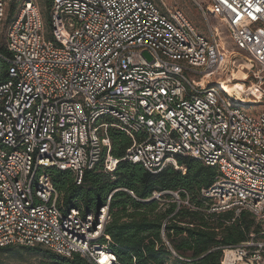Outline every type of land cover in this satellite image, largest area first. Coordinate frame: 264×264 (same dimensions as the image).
<instances>
[{"label":"built area","instance_id":"built-area-1","mask_svg":"<svg viewBox=\"0 0 264 264\" xmlns=\"http://www.w3.org/2000/svg\"><path fill=\"white\" fill-rule=\"evenodd\" d=\"M14 1L0 0V41L8 26L0 43V248L42 246L119 264L105 234L110 196L94 211H62L48 170L70 172L76 185L99 165L112 176L122 160L153 175L169 166L184 173L177 156L216 170L200 191L205 205L191 206L184 191L154 192L145 202L246 212L264 238V111L250 110L264 103V0L197 3L244 55L224 51L217 28L204 36L163 0H48L47 30L32 0L18 2L5 24ZM232 72L244 74L232 81L242 84L239 96L217 84ZM111 128L131 141L122 159L111 155ZM165 223L161 236L177 257ZM227 251L235 259L226 264H264L253 239L223 249L221 264Z\"/></svg>","mask_w":264,"mask_h":264},{"label":"trees","instance_id":"trees-1","mask_svg":"<svg viewBox=\"0 0 264 264\" xmlns=\"http://www.w3.org/2000/svg\"><path fill=\"white\" fill-rule=\"evenodd\" d=\"M3 71L4 65L0 62V80ZM108 137L111 155L122 159L131 145L130 139L114 128L108 129ZM176 162L184 173L169 166L153 175L139 165L122 160L110 176L99 165L85 172L79 185L68 171L51 169L48 174L62 211L71 207L94 211L110 196L105 234L119 264H221L223 249L248 241L251 233L258 235V226L246 212L234 217L232 212L209 214L185 206L177 209L174 203L145 202L154 192L180 191V196L184 197L181 192L184 191L191 206L201 208L205 205L200 191L212 184L216 170L190 157L177 156ZM160 206L167 209L161 211ZM165 220V240L177 257L172 255L161 236ZM26 249L37 251L39 248ZM9 250L10 247L0 248V253ZM44 253L53 264H88L78 255L69 259L48 249Z\"/></svg>","mask_w":264,"mask_h":264},{"label":"rangeland","instance_id":"rangeland-1","mask_svg":"<svg viewBox=\"0 0 264 264\" xmlns=\"http://www.w3.org/2000/svg\"><path fill=\"white\" fill-rule=\"evenodd\" d=\"M21 0H15L14 2L10 3L8 7L6 8V20L10 22L14 18V13L16 5ZM36 4H38V7L41 10L42 18L44 21L45 30L48 29V21H49V9H48V0H32ZM169 7H173L176 9H180L185 13V15L190 19L192 24L196 27V29L202 33L204 36H210V29L217 28L220 32V39L223 43L224 51H235L236 53H239L241 55H244V53L238 52L234 45L232 44L231 40L228 38V33L224 26L219 23L217 18L209 16L206 20L201 12V10L198 7V4L201 5V7H205L208 4V0H163ZM198 3V4H197ZM8 26L4 27L3 30V37L1 38V45L5 41V32L7 30ZM146 56V55H144ZM240 73V72H239ZM234 76V74L232 75ZM231 76V77H232ZM186 77L192 82L196 83L198 80V76L192 75L190 73H186ZM216 76L212 77V81L216 80ZM227 81H229L228 78H226ZM250 110L254 111L255 113L264 111V103L261 104H254L250 106ZM175 169V168H174ZM180 170V169H176ZM181 171V170H180ZM182 172V171H181ZM161 211H164L167 209L166 206H160L158 208ZM253 239L254 242L262 244L264 247V238L258 237L256 233H251L249 236V239ZM38 247L39 249L37 251H29L24 246H13L10 247V250L4 253H0V264H53V261L50 259L48 254L44 253L46 248L42 246H34ZM264 260V256L262 261Z\"/></svg>","mask_w":264,"mask_h":264},{"label":"bare ground","instance_id":"bare-ground-1","mask_svg":"<svg viewBox=\"0 0 264 264\" xmlns=\"http://www.w3.org/2000/svg\"><path fill=\"white\" fill-rule=\"evenodd\" d=\"M233 74H234V76H232ZM227 78L229 79V81L226 80V82H224V80H223V81L217 83L220 90H224L229 94L234 93L237 96L244 93L241 83H233L232 82L233 80L244 79V74L242 72H240V73L239 72H232L230 75L227 76ZM243 100L244 101L248 100V97L244 98ZM234 259H235V253L233 251H227L225 264L228 262H233Z\"/></svg>","mask_w":264,"mask_h":264},{"label":"water","instance_id":"water-1","mask_svg":"<svg viewBox=\"0 0 264 264\" xmlns=\"http://www.w3.org/2000/svg\"><path fill=\"white\" fill-rule=\"evenodd\" d=\"M100 207H98L97 209H99Z\"/></svg>","mask_w":264,"mask_h":264},{"label":"crops","instance_id":"crops-1","mask_svg":"<svg viewBox=\"0 0 264 264\" xmlns=\"http://www.w3.org/2000/svg\"><path fill=\"white\" fill-rule=\"evenodd\" d=\"M261 238V237H260Z\"/></svg>","mask_w":264,"mask_h":264}]
</instances>
